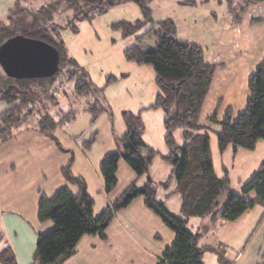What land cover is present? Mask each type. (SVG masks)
Wrapping results in <instances>:
<instances>
[{
  "label": "trees",
  "instance_id": "trees-1",
  "mask_svg": "<svg viewBox=\"0 0 264 264\" xmlns=\"http://www.w3.org/2000/svg\"><path fill=\"white\" fill-rule=\"evenodd\" d=\"M122 1L126 0H52L36 10L23 9L17 5L8 9L7 19L0 20V47L17 35L46 41L58 50L59 68L51 77L15 79L8 76L10 84L4 89L0 88V101L7 104V108L0 113V146L13 139L22 125L29 124H33V129L50 137L60 146L54 135L55 130L75 119L78 110L72 104L84 98L89 101L84 109L91 113L92 121L104 112L113 116L101 104L104 87H97L86 70L69 54L62 31L68 27L77 32L78 27L73 21L91 20L96 13L105 12L110 6ZM132 1L140 5L144 19L122 20L115 23L114 27L122 32L123 37L136 36V44L125 49V57L139 65H150L155 72L159 98L154 107L160 108L164 114V140L168 153L161 154L146 144L143 139L145 124L140 112L124 110L122 119L126 132L116 137L118 151L106 154L100 164L105 191L110 193L117 186L121 159L141 177L148 174L154 158L160 156L174 167L172 175L177 182L175 192L181 198V213L176 215L170 212L157 199L156 185L148 177L143 185H139L137 181L131 183L119 198L111 201L96 216L94 199L87 190L86 181L72 172L71 157L62 167V173L69 183L78 186V191L73 192L69 186H65L51 196L41 194L39 219L52 220L54 227L38 234L36 257L41 264H62L75 253L82 236L93 234L105 238V230L115 212L126 207L134 198L142 196L147 207L175 233L173 244L165 248L158 264H204L203 256L206 251L216 253L222 264H229L225 246L199 245L202 234L188 228V219L210 216L213 220L233 221L257 203L264 205V162L245 184L242 194H235L230 188L228 176L219 178L216 175L210 137L202 131L210 130L215 133L221 152L231 144L235 148L254 150L258 141L264 140V60L249 80L248 104L236 121L232 119L231 107L221 121H218L217 115L203 120L202 107L217 65L205 59L204 50L198 44L177 39L172 19L155 22L150 8L153 0ZM226 1L234 25L241 22L250 5L264 2L243 0L238 4L239 7H235L233 0ZM183 3L199 4L197 0H184ZM59 8L73 11L72 22L66 26L53 22ZM263 20L256 18L252 21ZM156 26L166 34H163L164 37L155 49L144 50L140 45L156 36ZM144 28L147 30L139 34ZM65 75V79L73 85L71 95L66 93L71 98L69 105L73 106L68 111H65L61 98L54 93L62 84L61 77ZM116 80L118 79L113 75L107 78L108 83ZM214 125L219 128L215 129ZM178 128L183 129V145L176 140ZM95 139L94 134L86 141L85 147H90ZM170 180L162 183L163 186L168 187ZM252 191H256V196L247 198ZM2 238L0 233V241ZM0 262L16 264L11 246L7 245L0 252Z\"/></svg>",
  "mask_w": 264,
  "mask_h": 264
},
{
  "label": "crops",
  "instance_id": "crops-1",
  "mask_svg": "<svg viewBox=\"0 0 264 264\" xmlns=\"http://www.w3.org/2000/svg\"><path fill=\"white\" fill-rule=\"evenodd\" d=\"M11 2L1 0L0 13H7ZM198 3L200 5L204 2L200 0ZM256 4L250 5L238 24L232 23L233 18L229 13L230 18L221 34L223 44L219 42L212 49V60L204 52L205 59L216 64L217 68L202 107L203 120L217 115L218 121H221L231 107L232 119L236 121L247 107L249 80L264 60V20L252 21L256 18L264 19V2ZM69 103L65 111L73 109L74 104L70 106ZM102 104L106 105V102ZM124 107L122 112H139L132 106ZM153 109V113L147 110L140 112L145 124L143 139L161 154H167L164 114L158 107ZM148 114L154 118L151 127L146 123ZM120 116L116 119L104 112L92 121L91 113L83 108L78 110L75 119L55 130L54 135L60 146L50 137L33 129V124L22 125L13 139L0 146V233L3 237L0 252L9 245L14 252L16 264H41L36 257L38 234L52 229L54 222L40 221V196H51L65 186H69L73 192L78 191V186L69 183L62 173V167L71 157L72 172L86 181L87 190L94 199L96 216L111 201L119 198L131 183L137 181L143 185L148 177L156 185L157 199L170 212L180 215L181 198L175 192L177 182L172 175L174 167L160 156L154 158L148 174L141 177L121 159L117 186L110 193L105 191L100 164L106 154L118 151L116 137L126 132L122 113ZM213 127L219 128L218 125ZM202 133L210 137L216 175L219 178L228 176L232 192L242 194L245 184L264 162V140H259L254 150L235 148L231 144L221 152L215 133L210 130H203ZM94 134L95 141L86 148V141ZM167 180H170L169 186L164 187L162 183ZM255 196L256 191H252L246 197ZM263 223L264 205L257 203L233 221L213 220L210 216L191 217L187 226L191 231L202 234L200 246L223 245L237 254V260L244 250L250 248ZM105 235V238L93 234L82 236L75 253L62 264H158L165 248L175 240L174 231L147 207L142 196L134 198L126 207L115 212ZM231 252H226L229 264L234 263ZM255 252L257 259L254 263L264 264L260 249ZM203 258L204 264H222L218 255L212 251H206Z\"/></svg>",
  "mask_w": 264,
  "mask_h": 264
},
{
  "label": "rangeland",
  "instance_id": "rangeland-1",
  "mask_svg": "<svg viewBox=\"0 0 264 264\" xmlns=\"http://www.w3.org/2000/svg\"><path fill=\"white\" fill-rule=\"evenodd\" d=\"M50 1L52 0H12L8 9L17 5L23 9L36 10ZM183 2L184 0H153L150 3L152 17L156 23L166 18L172 19L177 39L198 44L212 60V49L219 42L223 44L221 34L230 18L227 1L208 0L200 5H187ZM241 2L243 0H233V5L239 7L238 4ZM7 14L6 12L0 13V18L6 20ZM72 16V10L59 8L53 22L66 26L72 22ZM139 19H144L140 5L135 1L126 0L110 6L105 12L96 13L91 20L76 19L73 22L78 27L77 32L68 27L62 31V38L69 54L86 70L89 78L97 87H104L101 104L103 101L106 102L105 106L116 119L121 117L124 106H132L135 111L139 112L147 110L153 113L151 111L154 110L153 107L159 98V88L155 82L153 68L148 65H139L125 57V49L136 44V36L123 37L122 32L114 27L115 23L122 20L136 21ZM146 30L144 28L139 34ZM156 32L154 38L141 43L140 46L144 50L155 49L164 37L163 34H166L158 26H156ZM109 75L115 76L118 80L108 83ZM65 77L67 78L66 75L61 77L62 84H64H61L54 92L61 98L64 108L71 101L66 93L71 95L73 87L72 82L66 80ZM8 84H10L8 75L0 64V88L4 89ZM88 102L85 98L75 101L74 108L81 110L87 106ZM140 106L151 107V109H141ZM3 108L6 109L7 104L0 101V113L4 110ZM150 116L151 114L146 115V123L149 127L154 123V118ZM182 131V128L176 130V140L180 145L185 142ZM257 231L250 248L244 250L237 260H235L237 254L226 248V252L232 253L233 264H255L256 249L258 251L260 249V257L262 256L264 262V223Z\"/></svg>",
  "mask_w": 264,
  "mask_h": 264
},
{
  "label": "water",
  "instance_id": "water-1",
  "mask_svg": "<svg viewBox=\"0 0 264 264\" xmlns=\"http://www.w3.org/2000/svg\"><path fill=\"white\" fill-rule=\"evenodd\" d=\"M58 50L46 41L17 35L0 47V64L15 79L53 76L58 68Z\"/></svg>",
  "mask_w": 264,
  "mask_h": 264
}]
</instances>
